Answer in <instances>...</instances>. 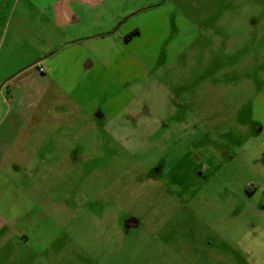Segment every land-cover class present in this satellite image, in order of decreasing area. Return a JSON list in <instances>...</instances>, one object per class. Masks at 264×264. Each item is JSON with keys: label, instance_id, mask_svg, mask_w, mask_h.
Returning <instances> with one entry per match:
<instances>
[{"label": "rangeland", "instance_id": "obj_1", "mask_svg": "<svg viewBox=\"0 0 264 264\" xmlns=\"http://www.w3.org/2000/svg\"><path fill=\"white\" fill-rule=\"evenodd\" d=\"M153 7L71 42L26 19L10 61L57 48L0 166V264H264V0Z\"/></svg>", "mask_w": 264, "mask_h": 264}, {"label": "crops", "instance_id": "obj_2", "mask_svg": "<svg viewBox=\"0 0 264 264\" xmlns=\"http://www.w3.org/2000/svg\"><path fill=\"white\" fill-rule=\"evenodd\" d=\"M160 1L0 0V166L23 151L19 148L16 150L15 146L34 114L38 99L48 91V76L43 65L50 61V53L57 48L45 47L41 50L42 58L34 62L17 61V56L16 60L10 61V54H16V47L23 37L26 19H34V28L39 30L49 29L55 33L60 30L65 35H71L62 39L71 42L83 39L86 21L99 27H107L105 32L114 34L120 31L129 18L154 8ZM26 3L32 4L33 8L27 10ZM13 19H16L14 23ZM101 31L95 30L93 33L103 35ZM134 31H138V34L131 38L126 37ZM140 32L138 28L120 32L119 41L128 44L134 38L140 37ZM22 67L25 68L20 70ZM27 222L31 223L32 220ZM8 227L10 224L7 220L0 217V240L6 237Z\"/></svg>", "mask_w": 264, "mask_h": 264}, {"label": "flooded vegetation", "instance_id": "obj_3", "mask_svg": "<svg viewBox=\"0 0 264 264\" xmlns=\"http://www.w3.org/2000/svg\"><path fill=\"white\" fill-rule=\"evenodd\" d=\"M41 216V217H40ZM45 217L46 218V215L44 213H42V211L40 210L39 213H37V215H35V222L37 221V219L39 220V218H42V217ZM124 232L125 233H128L132 228H135L136 226H138V223L136 220L134 219H126L124 220Z\"/></svg>", "mask_w": 264, "mask_h": 264}, {"label": "trees", "instance_id": "obj_4", "mask_svg": "<svg viewBox=\"0 0 264 264\" xmlns=\"http://www.w3.org/2000/svg\"><path fill=\"white\" fill-rule=\"evenodd\" d=\"M136 34H138V31H134V32H132L131 34L127 35L126 37H127V38H131L132 36H134V35H136Z\"/></svg>", "mask_w": 264, "mask_h": 264}, {"label": "water", "instance_id": "obj_5", "mask_svg": "<svg viewBox=\"0 0 264 264\" xmlns=\"http://www.w3.org/2000/svg\"><path fill=\"white\" fill-rule=\"evenodd\" d=\"M117 30V28L115 29ZM104 117V114H102V112L100 111L98 114H97V118L101 119ZM158 171V170H157Z\"/></svg>", "mask_w": 264, "mask_h": 264}]
</instances>
